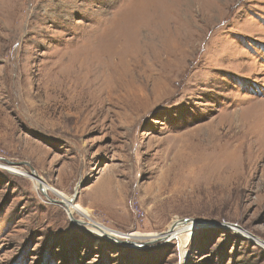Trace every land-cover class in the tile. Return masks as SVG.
I'll return each instance as SVG.
<instances>
[{
    "label": "rangeland",
    "instance_id": "374dc122",
    "mask_svg": "<svg viewBox=\"0 0 264 264\" xmlns=\"http://www.w3.org/2000/svg\"><path fill=\"white\" fill-rule=\"evenodd\" d=\"M165 2L170 18L116 68L120 104L85 123L50 103L48 70L129 6L0 0V264H264V0ZM29 66L41 92L26 101ZM174 172L191 180L161 179ZM215 172L220 188H198ZM106 176L99 209L88 193ZM174 221L183 234L161 238Z\"/></svg>",
    "mask_w": 264,
    "mask_h": 264
},
{
    "label": "bare ground",
    "instance_id": "6f19581e",
    "mask_svg": "<svg viewBox=\"0 0 264 264\" xmlns=\"http://www.w3.org/2000/svg\"><path fill=\"white\" fill-rule=\"evenodd\" d=\"M160 1H161L160 3L161 5H154L153 4L154 1L152 0H133L131 1V4L126 5V2H128V0H118L120 7L124 5H126L125 7L129 6L127 13L123 14L119 18H117L116 16L104 18L101 21V25H100L101 27L100 26L94 27L90 31L84 32L81 35H79V39L81 41L80 46H78L76 49H73L72 51H70L69 49H65V51L63 52L61 51L60 53L61 55L59 54V59L55 63H53V65L50 67L47 73V85H48V88L50 89L49 91L51 92L50 93L51 94L50 103H53L54 105L58 107L80 109L79 113L82 115L83 122L85 123L86 122L89 123V121L92 120L91 117L99 118L101 116H108V113H109V111L107 110V108H109L108 105L116 107L117 105L120 104L119 96L122 92V84L120 80L117 79L116 76H114V73L116 72V68L119 65L131 62L135 56L134 52L136 53V59H139L141 57L143 50L141 48V33L140 32L144 31V32L150 33L151 28H152L150 27V25L152 23L153 25L157 26V24H155V21H154L155 16L157 15L160 16L161 20L163 21L164 20L167 21L171 16V9L166 4L165 2L166 0H160ZM37 14L39 13L37 12ZM128 21L132 22L131 25L134 26V27H131L133 28V30H130L129 34H132L134 38L137 37V40H136V44H133V43L129 44L130 50L127 47L124 51V48L126 45L122 43L121 34L127 32L129 28L127 30L124 27L123 29H119L118 25L122 22L125 23ZM160 23L164 25L166 22H160ZM112 39H115L116 43L114 44L107 43L106 45H104L105 40L106 42H108L109 40H112ZM131 41L132 40H130V42ZM33 69L35 70L34 66H29L27 68L28 74L32 75V77L28 80L29 81L28 87L26 91L24 92V95H22L20 91V94L23 96V99L26 101H29L30 98H32L33 96H39L40 95L39 92H41V90L39 89L40 91L34 94L30 90V88L32 89L34 85L37 86L36 81L39 79L38 78L36 81H34L35 79L34 77H38V76L34 75ZM92 113H94V115ZM258 129L254 126V123H253V126H251V130L252 132L255 133L254 135L257 134ZM262 132H264V128L262 129ZM250 134L252 135L251 131H250ZM237 141H238V138H237ZM245 141L248 142V139ZM244 146L245 144H243V146L241 147H244ZM255 163L256 162L254 161L252 166L249 167L248 170L246 169L245 177L246 178L248 177V180L249 178H251L252 180L257 172L256 165L254 166ZM212 174H215V175L211 177L210 179H208L207 181H205L204 183L199 184L198 188L200 187L203 190H207L208 189L207 185H209L208 187L214 186V188H216L217 186L218 188H220L221 187L220 181L223 180V178H225V177L222 178V176L225 175V173L221 175L219 173L216 174L215 172V173L209 174V176L207 175V177H210V175ZM179 175L177 172L176 173L174 172L173 174L167 173L163 175L161 179L165 181L167 178L168 181L169 180L173 181L174 178H178L177 181H173V183L178 182V184L180 183L181 180L182 182L184 180L186 181L188 180V183H189V180H191V178L187 176H184V175L179 176ZM197 178H201V176H198ZM110 182H111L110 177L106 176L105 178H103V180L99 181L93 188L89 189L88 197H92L93 199V200L92 199L89 200L91 202L90 205H94L96 203L95 205H97L99 209H104V206L106 205V200L104 199V193H105V190H107L106 186L111 184ZM38 186L39 188L41 187L43 191L50 190V188H47L46 185L41 186V183H39L38 181H35L34 187H38ZM173 187L170 190L171 192L174 191ZM163 205L164 204H161V206L159 207V212L164 209ZM63 206L65 207L66 212L69 216H73L75 214V211L78 210L76 206H75L76 207L75 209L72 206L71 198H69V200H64ZM165 212L166 210L164 211V213ZM85 213L87 215H90L89 211H85ZM176 224L177 222L175 221L172 224H170L167 230L161 234V238H171L173 236H176L179 232ZM88 225L90 224L88 223ZM95 229L98 230L101 234H105L103 231H101L100 228L95 227ZM182 234L183 233L181 232L180 234H178V236Z\"/></svg>",
    "mask_w": 264,
    "mask_h": 264
}]
</instances>
